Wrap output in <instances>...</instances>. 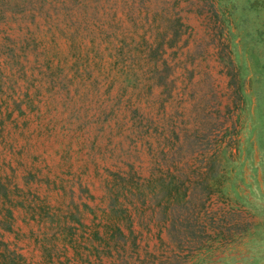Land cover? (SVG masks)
I'll return each instance as SVG.
<instances>
[{"label":"rangeland","instance_id":"374dc122","mask_svg":"<svg viewBox=\"0 0 264 264\" xmlns=\"http://www.w3.org/2000/svg\"><path fill=\"white\" fill-rule=\"evenodd\" d=\"M58 6L0 21V237L30 264H264V0Z\"/></svg>","mask_w":264,"mask_h":264},{"label":"trees","instance_id":"16d2710c","mask_svg":"<svg viewBox=\"0 0 264 264\" xmlns=\"http://www.w3.org/2000/svg\"><path fill=\"white\" fill-rule=\"evenodd\" d=\"M64 1L65 0H0V21L6 23L8 20L15 18L17 15L34 16L36 13H41L46 17L50 15L49 9H52L54 12H56L60 9L58 4H62ZM62 13L67 14V12L64 10ZM58 29L62 32H65L64 28H61V26H59ZM4 45L5 42H0V48ZM161 183L165 185V188H167L168 185H171L172 189H174L176 193L184 194V190L181 187V181L175 180L173 176L170 178V181H164L162 179ZM168 193L170 192H166V194ZM9 217L11 218V209L7 208L6 216L3 219L4 222L9 221ZM9 226L10 224L6 223V227L9 228ZM0 264L30 263L20 252H17L13 248H9L8 243L0 237Z\"/></svg>","mask_w":264,"mask_h":264}]
</instances>
